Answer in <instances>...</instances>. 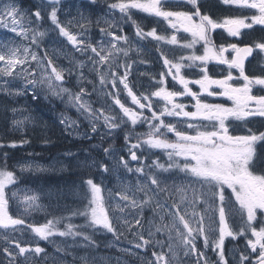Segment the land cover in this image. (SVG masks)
<instances>
[{"label": "rangeland", "instance_id": "obj_1", "mask_svg": "<svg viewBox=\"0 0 264 264\" xmlns=\"http://www.w3.org/2000/svg\"><path fill=\"white\" fill-rule=\"evenodd\" d=\"M7 2L8 0H0V7ZM15 2L22 10V14L32 19V27H37L32 13L37 9L41 11L43 19L39 23L38 30L44 32L45 35L40 38L37 48L31 43V35L25 39L10 30L0 28V51L6 52L8 48L19 46L22 54L23 47L28 46L30 51L36 52L41 57L45 56L46 53L47 58L51 59L55 66L66 71L63 82L54 81L58 93L56 95H53L46 83L40 82L35 86H28L25 90L27 79H32L33 76L29 74L26 77L25 71L22 69H36L35 62L18 66L14 70L15 75L13 77L0 75V93L9 96L11 99H16L17 102V105L10 107L12 124L23 128L27 122L32 123L36 119L37 112L40 114L54 111L55 115L57 114L56 117L60 122L63 134L75 147L54 154L47 159L43 158L41 153H37V155L33 153L20 161L18 164L19 172L32 177H39L43 174L88 171L90 175L83 180L93 179L95 183L101 186V195L104 198L105 206L110 209L109 215L113 220L116 232H108L99 226H93L88 217L80 214L86 210L90 199V193L87 185L83 183L84 181L79 180L78 184H72L73 186L68 190L63 189V186L50 187L44 190L39 183L18 185L14 181L13 184L6 187V195L9 198V213L13 218L23 219L24 224L8 229L0 227V249L7 247L11 241L15 240L19 241L22 246L34 248L38 245L44 250L40 254L28 252L24 256L18 257L14 264H151L152 253L161 250L168 256L170 264H196V256L195 262H191L187 257L191 256L192 253H188V250L181 243L176 230H169L173 223V217L168 214L169 209L157 207V202L160 205L178 204L181 214H185V218L190 221L203 215L205 232H209L219 222L218 198L213 200V194L211 195L207 185L202 186L190 174H185L177 168L165 171L156 166L154 161L164 165L167 169L169 163L182 162V158H174L170 161L167 150L155 149L143 144V140L147 139L145 134L149 131L148 124L138 123L133 126L126 118L122 123L119 119L122 113L118 106H114L112 96L108 95V93L119 90L122 102L126 106L133 107L130 97L123 90V86L117 83L116 89H113L111 85L112 76L110 73L115 72L117 76H123L125 65L130 66L127 69L129 86L138 96L141 94L148 95L155 91L158 86L156 84L158 79L151 84H147L143 80L145 74L148 73L144 62L151 61L149 56L152 54L144 58L146 39L136 34L137 22L133 23V17L140 11L138 9L130 10L133 17L128 19L127 15L122 14L119 9L110 8V5L118 2V0H94V2L93 0H59L57 4H52L49 0H15ZM53 7L58 10V19L67 27L68 31L78 37L83 36L86 44L97 46L98 50L100 47L105 49V54L109 55V63L113 67L109 68L107 63L99 67L102 72L109 73L106 77L108 83L104 85L100 83V74L96 70L97 66L93 64L97 57L90 51L77 50L65 37L59 35L49 18V13ZM24 23L27 27V21ZM128 24L131 25L133 35L126 32ZM144 26L139 27L144 29ZM101 29L106 32L115 30L117 35L126 36L127 42L119 41L117 47L126 50L127 55H124L123 51H109L111 49V37L101 32ZM149 38L156 40L152 37ZM160 48L161 52L165 51L164 45L160 44ZM150 50L153 51V48ZM155 54L156 47L153 51V55ZM0 67H3L2 62H0ZM41 75H47V73H40L37 70L35 79L39 81ZM61 88L68 89V91L61 92ZM81 88L85 89L86 93L82 96L81 103L86 102L96 113L100 109H104V114L116 116L115 122L121 126L115 130H110L104 125L102 116L98 120H93L87 111L78 109L74 97ZM17 91L21 94L17 95ZM156 98L152 97L153 104H157L155 105L157 109H162L165 103L159 102ZM168 107L170 106L168 105ZM14 109L15 111H13ZM145 115L147 116L149 113L145 112ZM15 121H23V123L17 124L14 123ZM62 121H67V123H62ZM169 122L170 120L167 119L165 123L169 124ZM93 124L97 128L95 133L92 132ZM142 125L146 126V131ZM126 134H130L131 139L133 137L134 139L126 142L124 139ZM118 136L121 137L117 138ZM108 140H115L114 145L110 142L106 146L104 142ZM138 141L141 142V147L135 151L139 157V163L131 161L129 155L130 145ZM121 142L123 143L119 145L118 143ZM105 148L111 150L109 154L104 152ZM158 150H161L160 154L157 152ZM121 156L129 161L127 168H131L133 171H128L119 163ZM100 163L108 165L109 170L107 172L102 171L99 167ZM140 167L144 168L148 177H157L161 182L160 188L165 190L153 192L151 189L154 186L149 184L145 175L135 171ZM214 190L212 188V191ZM146 191L147 195L145 194ZM124 196L129 197V199L124 201L122 199ZM182 196L183 200L181 199ZM33 197L36 198L34 202L31 201ZM81 197L84 198L85 204L82 203L76 207L67 200ZM148 197L152 199L149 203L144 204L143 201L147 200ZM132 200L137 202L136 207L131 206ZM30 202L32 206H29ZM232 204L235 205V202L229 198L226 203L227 209H231ZM231 211H226V217L233 214ZM57 212L65 218L66 226L68 224L75 226L73 229L75 235L61 236L59 233L66 231V228L59 227V230L55 228L53 234L44 240L28 227V225L33 224L42 225L38 223L41 216L46 217ZM162 216L164 217L163 220H161ZM136 219H142L143 227H136ZM124 221L129 222L132 226L131 229ZM84 227L92 229L97 234L102 232L101 234L106 236L102 242L112 248V251L110 253L99 250L91 252L89 248L93 243L87 241V238L83 236L85 235L84 230H80ZM157 227H161L163 230L157 232ZM178 227L180 231H185L182 225H178ZM149 231L153 233L151 245L145 248H136L135 245L138 242L136 233L143 232L145 239H148ZM49 239H52V246L49 245ZM156 241H159L160 244H156ZM195 242L196 248L202 252L203 247L197 243V238ZM161 245H163V249H161ZM169 246H171V251ZM91 249L96 250L95 248ZM10 251L16 253L17 249L12 246ZM207 259L209 264H213L209 256ZM0 264H9L8 258L2 251H0Z\"/></svg>", "mask_w": 264, "mask_h": 264}, {"label": "snow or ice", "instance_id": "obj_2", "mask_svg": "<svg viewBox=\"0 0 264 264\" xmlns=\"http://www.w3.org/2000/svg\"><path fill=\"white\" fill-rule=\"evenodd\" d=\"M52 4L59 3V0H49ZM94 2V0H93ZM170 0H118V2L110 5L111 9H119L122 14L127 15L128 19H131L132 9H138L150 15L161 17L168 21L169 25L173 29H183L184 32L190 33L192 40L187 42L183 47L193 49L197 43L203 42L204 52L202 55H196L193 52L187 57H181V62H173L166 56L163 57V67L166 71L159 73L160 79L156 82L158 85L156 90L148 95H137L133 88L129 86L128 67L125 65V72L123 76H117L115 72H111L112 80L111 85L113 89H116L117 83L123 86V90L126 91L127 96L131 99L133 107L126 106L120 99V91H114L108 93L112 96L114 106H118L122 115L119 117L123 123L125 118L127 121L135 126L138 123H146L149 126V131L145 134L147 139L143 140V144L155 149H164L168 151L169 160L174 158H182V162L169 163L168 168L165 169L164 165L158 164L157 161L153 163L159 168L167 171L171 168H177L179 171L190 174L201 185H208L215 189L213 197L218 198L217 211L219 213V237L212 244L213 250L218 256L216 264H228V260L225 257L224 241L226 237H232L235 239L237 236H248L251 238L246 240V249L249 250L248 254L241 252L239 256V264H264V175H254L249 169L253 166L252 161V143L256 140H264V132L256 134L248 130V135H231L228 124L226 121L232 118L236 121H247L250 117H262L264 118V95H253V86H260L261 90H264V75L250 76L245 71V61L252 57L254 53H264V40L253 44H245L243 47L236 43L215 45L212 39V32L216 29H225L230 37H240L242 35V29H252L253 25H264V0H221L225 5H237L242 8L255 10L257 14L250 17H229L225 18L223 22H217L211 16L203 14L201 12L202 5L200 0H184V2L191 6L192 11H172L167 10V5ZM58 10L53 7L49 13V18L52 25L58 30L59 35L65 37L74 48L79 51H90L96 60L93 61L96 70L100 74V83L102 85L108 83L106 77L109 73L102 72L99 66H103L106 63L111 68L113 65L109 63V55L105 54V49L97 46L86 44L84 37L72 34L68 31L58 19ZM35 17L37 27H32V19L22 14V10L17 6L15 0H8L6 4L0 7V28L10 30L17 36L27 39L31 35L32 45L39 47L40 38L45 33L38 30L39 23L42 21L41 11L37 9L32 13ZM27 21V27L25 26ZM135 24V21H133ZM137 36L152 37L157 41L165 40L163 36H158L156 29L144 32L139 25L136 26ZM106 35L111 37V50L116 52L123 51L124 55H127V51L117 47L119 41L127 42V37L124 35H117L116 31L106 32L101 29ZM170 44H177V37L175 34L168 40ZM234 53L229 59L225 56V53ZM187 60L195 63L200 62L202 75L199 79L189 80L182 74V69L185 67H191V63L185 65L182 61ZM210 61H217L221 64L228 66L227 75L222 78L216 79L208 74L207 64ZM0 62L3 63V67H0V75L13 77L15 75L14 70L18 66H23L31 62H35L36 69H22L25 71L26 77L31 74L32 79H27L25 84V90L28 86H35L38 82L46 83L47 87L52 91L53 95L58 94L56 92V85L54 81L63 82L65 69L58 68L54 65L51 59L47 58V54L41 57L36 52L30 51V47L25 46L21 48L14 47L8 48L6 52L0 51ZM198 65V66H200ZM232 69L239 71L238 76H234ZM37 70L40 73H47V75H41L40 80L35 79ZM70 71V70H69ZM171 77V80L183 86V91H172L166 87L167 78ZM243 83H239L240 81ZM195 84L199 86L200 92H194L189 85ZM215 85L221 91H211V87ZM238 85V86H237ZM61 92H67L68 89L61 88ZM17 95L21 94L19 91ZM85 89L81 88L80 92L75 94L74 102L77 103L78 109L87 111L93 118L98 120L101 116L103 118L104 125L110 130H115L121 125L116 123V116L104 114V109H100L98 113L94 112L91 107L86 103H81L82 96L85 95ZM201 94H207V96H222L232 101V106L228 107L223 104H208L202 101ZM181 96H191L195 101L193 105L194 111H187L188 105L183 103H177L176 98ZM152 97L161 98L166 102L162 109H157L153 104ZM170 105V107H168ZM15 111V109L13 110ZM148 112L149 115H145ZM183 117L189 120L197 121H211L214 122L213 130H200L201 125L196 123H189L188 129H194L195 134H189L187 131H179L173 124H166L164 117ZM25 119H28L25 117ZM14 123L21 124L23 121H15ZM67 123V121H62ZM74 123V122H73ZM218 125V127L216 126ZM97 128L95 124L92 126V132L95 133ZM166 133H174L176 140L170 142L167 139H161L162 135ZM125 141H130V134H126ZM23 141L22 143H25ZM12 147H15V142L12 143ZM141 147V142L132 143L130 145L129 155L131 161L140 162L139 157L135 149ZM110 149L105 148L106 154L110 153ZM119 163L127 168L129 161L125 160L123 156L119 158ZM99 167L102 171L107 172L109 170L108 165L100 163ZM128 171H133L131 168H127ZM137 173L145 175L149 184L154 186L151 190L164 191L160 188V181L155 176L148 177L144 172V168L140 167L135 169ZM14 173L7 171L6 169H0V227L8 229L18 225H23V219L13 218L9 213V198L6 195V187L14 183ZM87 185L88 192L90 193V199L86 210L81 215L89 218L91 225L99 226L106 229L108 232L115 233L116 228L113 224V220L110 218V209L105 206L104 198L101 195L102 188L99 184L95 183L93 179H87L83 182ZM225 187L231 189V193L235 198V203L239 205L238 211L241 214H246L245 225L241 227L239 232H234L229 227L226 219V211L230 212L231 209H227L226 198L224 195ZM182 191V190H181ZM147 195V191L145 193ZM35 197L31 198V201H35ZM124 201H127L129 197H122ZM152 198L148 197L143 201L144 204L149 203ZM183 200V196L181 197ZM31 205V202L29 203ZM131 206L136 207L137 202L131 201ZM119 207V205H117ZM157 207H167L169 209L168 214L173 217V223L170 227V231L175 229L177 236L180 238L181 243L188 250V253L195 254L196 264H209L208 259L204 252L199 251L196 248L195 240L197 236L204 238L205 247L209 246V238L205 234L204 217L200 216L198 219L193 218L192 221L185 218V214H181V209L178 204L172 205H160L157 202ZM123 212V209H121ZM164 217H161L163 220ZM126 225L131 229V225L128 221H124ZM136 227H143L142 219L135 220ZM178 225H182L185 231H180ZM30 230L34 232L39 238L47 240L55 230V223L52 220L47 221L42 225H28ZM74 225L68 224L66 231L60 232L61 236L69 234L75 235L73 232ZM161 227H157V232L162 231ZM148 239H145L143 232H137L136 248H145L151 245L153 233L148 232ZM87 238V237H86ZM27 243V242H26ZM160 244L159 241L155 242ZM17 249L16 253L10 251L12 246ZM163 249V245H161ZM171 251V246H169ZM3 254L8 258L9 264H14L18 257L24 256L28 252L34 254H40L44 250L38 245L34 248L30 246H22L19 241H11L7 247L0 249ZM186 253V254H188ZM153 260L151 264H170L168 256L163 250L160 252L152 253Z\"/></svg>", "mask_w": 264, "mask_h": 264}, {"label": "flooded vegetation", "instance_id": "obj_3", "mask_svg": "<svg viewBox=\"0 0 264 264\" xmlns=\"http://www.w3.org/2000/svg\"><path fill=\"white\" fill-rule=\"evenodd\" d=\"M201 12L203 14H207L211 16L214 20L217 22H223L225 18L229 17H250L251 15L257 14L255 10L246 9L239 7L237 5H225L221 2V0H200ZM165 8L167 10L172 11H192L190 5L186 4L184 0H170V2L165 5ZM140 11V10H139ZM131 14V18H132ZM133 20L138 23L140 27L144 26L142 29L145 32H148L150 29H156L158 36H163L166 39L165 40H153L149 37H145L146 42L145 44V56L146 58L149 54L151 61L144 62L145 68L148 70L147 75H152L154 80H159V73L166 71V69L163 67V57H167L169 60H172L173 62H181V57H187L188 55H191L193 52H195L196 55H202L204 52L203 49V42L197 43L193 49H188L183 47L187 42L192 40V36L190 33L184 32L183 29H173L169 25L168 21L164 20L161 17H156L154 15H150L148 13H145L143 11L137 12ZM131 26V25H130ZM149 28V29H148ZM242 35L240 37H230L225 29H216L212 32V39L215 45H227L231 43H236L239 46L243 47L245 44H253L256 42H261L264 40V25H253L252 29H242L241 30ZM131 33V29H130ZM175 34L177 37V44H170L168 40L171 38V36ZM159 42V43H158ZM150 43V44H149ZM158 43V45H157ZM160 44L165 46V51L161 52ZM154 45V46H152ZM154 47H156V54L153 55ZM153 48V51L150 49ZM161 52V53H159ZM234 55V53H231L229 51L228 53H225V56H227L229 59H231V56ZM185 65H188L191 63V67H185L182 69V74L189 80H195L199 79L202 75L200 62H189L187 60L182 61ZM200 65V66H198ZM208 68V74L216 79L222 78L224 75H227L228 72V66L221 64L217 61H210L207 64ZM245 71L246 74L250 76H259L264 75V53L257 54L254 53L252 57H249L245 61ZM233 75L238 76L239 71L237 69H232ZM151 82V80H150ZM154 83V82H152ZM239 83H243L241 80ZM152 87H155L151 85ZM238 86V85H237ZM166 87L169 90L172 91H183V86L179 85L178 83L171 80V77L167 78V84ZM189 87L194 92H200L199 86L195 84H190ZM214 92H219L221 89H219L217 86L213 85L210 89ZM253 95H264V90H261L260 86H253ZM159 100V102H164L161 98H156ZM201 99L203 102L208 104H223L225 106L231 107L232 101H230L226 97L222 96H207V94H201ZM156 103H159L158 101H154ZM177 103H183L185 105H188L187 111H194L193 105L195 104V101L192 99L191 96H181L177 97L176 101ZM157 105V104H154ZM170 106V105H169ZM167 119L170 120L169 124H173L176 126L177 130L179 131H187L189 134H195L194 129H188L187 125L189 123H196L200 124V130H213L214 122L211 121H197V120H189L187 118L183 117H168L165 116V122H167ZM229 127V131L231 135H248V130L251 129L252 132L259 134L260 132H264V118L256 116V117H250L247 121H236L232 118H229L228 121H226ZM144 125H142L143 127ZM218 127V125H216ZM144 126V131L145 130ZM161 139H167L170 142H174L176 140V137L174 133H166L165 135L161 136ZM252 161L253 166L249 169L254 175H264V140H256L252 143ZM158 153H161V150L157 151ZM209 192L211 195L214 193L212 191V188L208 186ZM210 195V197H211ZM226 203L227 200L230 198L235 202V198L231 193V189H228L225 187L224 192ZM231 209H233L229 216L226 217L227 222L229 224V227L234 232H239L241 227L245 225L246 221V214H241L238 211L239 205L235 203L231 205ZM237 210V211H236ZM234 211V212H233ZM239 213V214H238ZM260 219H264V217H259ZM215 227V228H214ZM212 227V232L209 238V246L205 247L204 244V238L201 236L199 239H197V243L204 247L208 256L213 261V264H216V261L218 260V256L216 252L213 250L212 244L215 240L219 237V222L215 224V226ZM250 237V234L248 236H237L235 239L232 237H226L224 241V250H225V257L228 260V264H239V256L241 252L244 254H248V251L245 247L246 240Z\"/></svg>", "mask_w": 264, "mask_h": 264}, {"label": "trees", "instance_id": "obj_4", "mask_svg": "<svg viewBox=\"0 0 264 264\" xmlns=\"http://www.w3.org/2000/svg\"><path fill=\"white\" fill-rule=\"evenodd\" d=\"M17 105L16 99H11L3 93H0V168L9 170L14 173V181L18 185H30L39 183L44 190L55 186H63V189L68 190L72 184H78L79 180L84 181L90 173L88 171L39 175L32 177L28 174L18 171L14 163L18 160L28 157L32 152L41 153L43 158L52 157L59 152L74 149L72 142L68 140L61 129L54 111L40 113L37 112L36 119L25 126L23 131H16L11 126L10 107ZM58 108V107H57ZM26 141L25 143H22ZM15 142L16 146L12 147ZM108 146V142H104ZM123 143V142H121ZM74 182V183H73ZM69 203L73 206L85 204L83 197L69 198ZM55 223L56 230L61 227L66 228V220L59 213H51L46 217H40V224H45L49 219ZM87 237V240L96 244L99 250H109L105 244L101 243L102 235L96 234L88 227L80 228ZM79 230V231H80Z\"/></svg>", "mask_w": 264, "mask_h": 264}]
</instances>
